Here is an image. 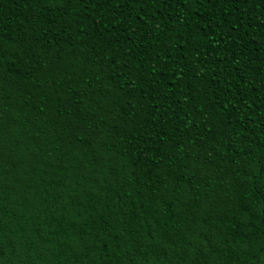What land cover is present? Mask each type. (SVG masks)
Instances as JSON below:
<instances>
[{"label":"trees","instance_id":"1","mask_svg":"<svg viewBox=\"0 0 264 264\" xmlns=\"http://www.w3.org/2000/svg\"><path fill=\"white\" fill-rule=\"evenodd\" d=\"M0 264H264V0H0Z\"/></svg>","mask_w":264,"mask_h":264},{"label":"snow or ice","instance_id":"2","mask_svg":"<svg viewBox=\"0 0 264 264\" xmlns=\"http://www.w3.org/2000/svg\"><path fill=\"white\" fill-rule=\"evenodd\" d=\"M57 2L59 3V2H61V0H57Z\"/></svg>","mask_w":264,"mask_h":264}]
</instances>
